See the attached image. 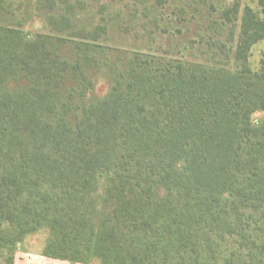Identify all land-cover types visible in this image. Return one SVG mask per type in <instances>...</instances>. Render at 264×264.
<instances>
[{"label":"trees","instance_id":"16d2710c","mask_svg":"<svg viewBox=\"0 0 264 264\" xmlns=\"http://www.w3.org/2000/svg\"><path fill=\"white\" fill-rule=\"evenodd\" d=\"M131 1L121 28L148 45L114 66L79 0H35L47 35L0 0V264L40 230L41 255L71 264H264V71L247 65L264 0L242 10L236 71L150 48L161 18Z\"/></svg>","mask_w":264,"mask_h":264},{"label":"rangeland","instance_id":"374dc122","mask_svg":"<svg viewBox=\"0 0 264 264\" xmlns=\"http://www.w3.org/2000/svg\"><path fill=\"white\" fill-rule=\"evenodd\" d=\"M17 8L15 21H19L24 31L29 33L50 34L45 14H36L35 0H10ZM239 7L233 12L235 2ZM81 3L80 22L86 27H93L102 20L109 25L106 43L115 52H109L105 63L116 66L125 55L118 53L126 49H144L148 44L142 35L134 31L125 32L121 28L122 20L127 23L128 12L136 18L131 0H79ZM153 4V15L161 18L162 31L155 38V44L150 45L159 54L168 55L176 60L185 62L210 63L216 67L230 70L239 69L234 61L235 43L238 39L241 15L244 6L250 7L259 14L258 0H156ZM148 2V3H149ZM128 9V10H127ZM139 12L141 6H139ZM66 49H64L65 51ZM68 52V51H67ZM247 65L255 71H264V38L254 45L250 51ZM95 73L91 71L94 81L92 95L102 98L110 89V66L107 71ZM263 118V113L255 112L251 120L257 124ZM48 232L40 230L25 237L17 252L41 253L45 245ZM90 264H99L93 259Z\"/></svg>","mask_w":264,"mask_h":264},{"label":"crops","instance_id":"0c3cea01","mask_svg":"<svg viewBox=\"0 0 264 264\" xmlns=\"http://www.w3.org/2000/svg\"><path fill=\"white\" fill-rule=\"evenodd\" d=\"M14 264H71L67 261L55 260L41 255V253H24L15 254Z\"/></svg>","mask_w":264,"mask_h":264}]
</instances>
